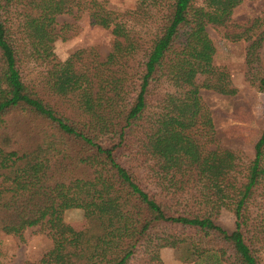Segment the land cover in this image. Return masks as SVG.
Returning a JSON list of instances; mask_svg holds the SVG:
<instances>
[{"label":"trees","instance_id":"obj_1","mask_svg":"<svg viewBox=\"0 0 264 264\" xmlns=\"http://www.w3.org/2000/svg\"><path fill=\"white\" fill-rule=\"evenodd\" d=\"M241 2L136 0L116 12L105 0H0V232L37 227L52 242L38 264H164L165 247L182 264H262L264 120L246 161L218 144L200 96L237 93L212 66L207 24L246 41L245 80L264 92V18L232 20ZM85 10L110 30V51L100 61L79 49L61 64L56 17ZM30 60L79 120L25 81ZM72 208L81 230L64 220ZM222 208L230 232L216 222Z\"/></svg>","mask_w":264,"mask_h":264},{"label":"rangeland","instance_id":"obj_2","mask_svg":"<svg viewBox=\"0 0 264 264\" xmlns=\"http://www.w3.org/2000/svg\"><path fill=\"white\" fill-rule=\"evenodd\" d=\"M105 1L108 7L116 12L134 9L136 5V0ZM256 17L264 18V0H242L233 9L231 15L232 20L235 21ZM64 26L65 28L61 29ZM156 27L152 26L148 32L144 46H147L149 37L154 34ZM55 28L59 35L54 42L53 50L61 64L77 50L86 48L94 49L98 60L106 59L113 37L109 29L90 24L87 10L58 15ZM225 30V27L219 25L206 26L208 36L215 46L212 66L215 70L229 74L233 85L237 88V93L222 95L201 88L200 96L214 119L218 144L238 150L247 161L254 157V144L263 127L264 92L258 91L245 80L246 41L229 40L225 36ZM42 67L39 61H27L23 73L25 81L57 111L70 119L79 120L74 101L69 97L54 94L49 89L42 76ZM201 79L198 78V82H201ZM139 178L149 190L157 191L144 175L139 174ZM64 220L76 230L86 226L80 209L66 210ZM216 222L229 232L235 229L234 214L224 208L220 210ZM51 246L50 238L38 232L37 227L27 228L22 233V237L0 232V264H38ZM160 253L164 264H182L175 249L165 247ZM261 259L264 264V248Z\"/></svg>","mask_w":264,"mask_h":264}]
</instances>
